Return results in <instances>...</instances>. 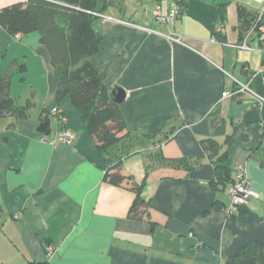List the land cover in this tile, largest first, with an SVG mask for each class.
<instances>
[{
    "label": "crops",
    "instance_id": "obj_1",
    "mask_svg": "<svg viewBox=\"0 0 264 264\" xmlns=\"http://www.w3.org/2000/svg\"><path fill=\"white\" fill-rule=\"evenodd\" d=\"M17 2L26 0H0V9ZM173 3L181 7L173 26L143 11ZM256 10L238 0H116L105 11L111 19L95 22L102 44L89 59L108 91L127 93L125 137L107 156L122 157L139 184L148 171L141 219L129 216L136 193L105 181L108 165L81 113L68 97L57 100L60 79L40 34L0 26L10 93L19 106L32 102L27 117L0 118V264H264V103L247 92L223 95L239 82L264 98L256 36L254 50L238 47ZM54 105L67 114L71 144L54 142ZM44 117L50 135L38 131ZM204 140L227 152L232 179L243 167L259 192L239 213L227 211L229 186L218 183ZM158 146L165 157L200 163L159 166L150 156Z\"/></svg>",
    "mask_w": 264,
    "mask_h": 264
},
{
    "label": "trees",
    "instance_id": "obj_2",
    "mask_svg": "<svg viewBox=\"0 0 264 264\" xmlns=\"http://www.w3.org/2000/svg\"><path fill=\"white\" fill-rule=\"evenodd\" d=\"M115 1L108 0L102 5L101 0H26L12 3L0 9V26L13 36L32 32L40 34L41 43L47 47L60 79L57 100L68 97L81 113L87 130L108 165L105 181L115 186L128 185L136 193L129 216L141 219L149 208V203L141 196L148 171L144 182L139 184L124 173L122 157L108 158L110 149L125 137L127 126L120 104L113 102L110 91L103 85L101 74L89 59L102 44V36L95 30V22L100 18L98 14H105L108 6ZM239 13L241 18L245 13L248 15L243 9ZM254 20L255 17L250 25ZM247 22L249 24L250 20ZM11 78L10 71L2 72L0 69V118H25L32 102L29 99L23 106L16 104L10 93ZM47 119L44 117L42 120ZM204 144L209 158L215 163L218 183L228 187L234 179L227 152L220 153L221 146L216 141L204 140ZM150 156L159 166L176 169L191 170L200 163V159L194 157H165L161 146Z\"/></svg>",
    "mask_w": 264,
    "mask_h": 264
},
{
    "label": "built area",
    "instance_id": "obj_3",
    "mask_svg": "<svg viewBox=\"0 0 264 264\" xmlns=\"http://www.w3.org/2000/svg\"><path fill=\"white\" fill-rule=\"evenodd\" d=\"M234 1V0H228ZM257 1L261 7L256 10L255 20L250 26L245 36V40L242 44L238 45V47L245 50H254L249 44L248 41L252 36H256V39L259 43L258 50L264 56V0H255ZM143 11L149 14L151 17L155 18L158 22L166 23L170 26H173L179 15V5L177 3H173L167 11H163L159 4L149 7L144 6ZM100 18L105 20L111 19V17L106 16L105 14H98ZM169 39L182 42L183 36L181 34L171 32L167 35ZM215 40V39H214ZM264 58V57H263ZM260 72L264 74V59L262 62V66L260 68ZM236 90L234 92L225 91L223 93L224 96H231L234 93L239 92H247L253 95L257 102L263 104L264 98L254 93L248 84L236 83ZM49 113L56 117L57 122V130L55 133L54 142L55 143H66L71 144L74 140V133L71 129L68 128V117L65 113L64 109L60 105H54L50 108ZM228 192L231 196V204L228 208V212L230 214H236L240 212L242 206L248 205L252 198H258L259 192L252 186L249 181L247 174L243 167H239L234 177V181L229 185ZM14 218H20V214H15ZM55 252V248L53 246H49L47 249V257H51ZM223 264V263H219Z\"/></svg>",
    "mask_w": 264,
    "mask_h": 264
},
{
    "label": "water",
    "instance_id": "obj_4",
    "mask_svg": "<svg viewBox=\"0 0 264 264\" xmlns=\"http://www.w3.org/2000/svg\"><path fill=\"white\" fill-rule=\"evenodd\" d=\"M110 93H111L113 102H115L116 104H121L122 102H124L126 95H127L126 91L120 86L113 87ZM38 131L44 133L45 135H50L52 132L51 119L48 118L47 120L43 121L38 126Z\"/></svg>",
    "mask_w": 264,
    "mask_h": 264
},
{
    "label": "rangeland",
    "instance_id": "obj_5",
    "mask_svg": "<svg viewBox=\"0 0 264 264\" xmlns=\"http://www.w3.org/2000/svg\"><path fill=\"white\" fill-rule=\"evenodd\" d=\"M239 2L249 5L251 8L260 9L261 5L255 0H238ZM5 70V68L3 69Z\"/></svg>",
    "mask_w": 264,
    "mask_h": 264
}]
</instances>
